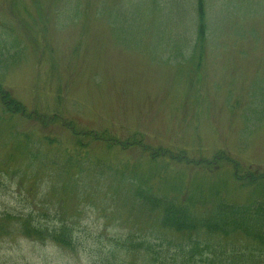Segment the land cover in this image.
<instances>
[{
    "label": "rangeland",
    "instance_id": "obj_1",
    "mask_svg": "<svg viewBox=\"0 0 264 264\" xmlns=\"http://www.w3.org/2000/svg\"><path fill=\"white\" fill-rule=\"evenodd\" d=\"M149 196L264 202V0H0V216L94 251L162 235ZM1 219L0 264H87Z\"/></svg>",
    "mask_w": 264,
    "mask_h": 264
},
{
    "label": "trees",
    "instance_id": "obj_2",
    "mask_svg": "<svg viewBox=\"0 0 264 264\" xmlns=\"http://www.w3.org/2000/svg\"><path fill=\"white\" fill-rule=\"evenodd\" d=\"M139 201L142 207L158 214L162 235L151 234V241L146 237L111 239L109 246L99 237L94 251L90 247L93 241L76 236L78 230L66 221L50 228L22 214L3 213L0 217L3 222L15 218L21 233L71 251L74 256L87 252V264H264V202L240 206L222 203L211 215L195 217L186 207L150 196ZM186 234V242L179 243V237ZM239 236L241 243L232 241Z\"/></svg>",
    "mask_w": 264,
    "mask_h": 264
}]
</instances>
